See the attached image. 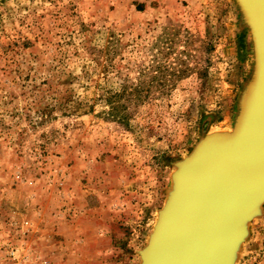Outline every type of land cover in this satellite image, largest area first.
Segmentation results:
<instances>
[{"label": "rangeland", "instance_id": "374dc122", "mask_svg": "<svg viewBox=\"0 0 264 264\" xmlns=\"http://www.w3.org/2000/svg\"><path fill=\"white\" fill-rule=\"evenodd\" d=\"M251 39L235 0H0V264H141ZM246 232L232 264H264V201Z\"/></svg>", "mask_w": 264, "mask_h": 264}, {"label": "bare ground", "instance_id": "6f19581e", "mask_svg": "<svg viewBox=\"0 0 264 264\" xmlns=\"http://www.w3.org/2000/svg\"><path fill=\"white\" fill-rule=\"evenodd\" d=\"M246 7L255 30L259 70L249 137L241 141L239 151L234 148L233 134L225 137L227 142L215 139L210 153L182 184L180 178H172L163 209L180 190L178 202L167 219L157 215L140 255L141 264H222L227 245L236 239L237 246L244 237L240 216L250 212L252 203L248 205V201L255 196L259 203L264 201V7L252 0H247ZM227 192L233 198H226ZM225 199L230 203L229 210L224 211L228 205ZM249 217L251 214L246 215Z\"/></svg>", "mask_w": 264, "mask_h": 264}, {"label": "water", "instance_id": "95a60500", "mask_svg": "<svg viewBox=\"0 0 264 264\" xmlns=\"http://www.w3.org/2000/svg\"><path fill=\"white\" fill-rule=\"evenodd\" d=\"M251 1V0H250ZM256 5H261L262 7H264V0H252ZM242 16L243 19L245 21V23L247 24L249 30H250V34H251V40H252V44H253V48H254V74H253V79L251 84L247 87V91H246V95L244 97V100L241 104V110L239 113V116L236 120V123L234 125L233 130L231 131V133L233 134L235 143H234V148L236 150L239 151V149H241V141L243 140H247V138L249 137V134L251 132V117L254 115L253 113H255V109L254 108V103H255V94H256V87H257V83L258 81V74H259V70H258V57H257V53L256 49L257 48V44H256V37H255V30H253V27L251 26L250 23V18H251V14L249 12V10L246 7V2L247 0H235ZM254 111V112H253ZM253 114V115H252ZM228 137V134H212V136H206L204 137L194 148V150L192 151V153L186 157L183 161H181L178 165L176 170L174 171V173L172 174V178L176 177L177 181L180 178V184L183 183V180L185 178H187L189 175H191V173H193L195 171V169L198 167V165L206 158V156L208 155V153H210V150L212 149V145L216 142L215 139L218 138H224ZM226 141V139L224 140ZM227 142V141H226ZM181 186V185H180ZM181 188V187H180ZM179 191L177 193H173L172 197L174 199V202L169 204L167 207H165L164 209L162 208V210L159 212L158 216L162 217V219L164 218L167 219L169 217V214L173 211V208L175 207V205L178 202L179 199ZM176 196V197H175ZM233 198V196H231V194L229 192H227L226 194V198ZM225 203H227V207H224V211L225 210H229V203L230 200L229 199H225L224 201ZM249 203L251 204L250 206V212L248 213L246 211V215H250L251 217L246 219V215L242 216L243 214H241L240 216V220L243 222V234L246 236V227L244 228V226L246 225L247 222H249L252 218H254L258 212H259V207L261 205V203H259L258 201V197H254L251 201H248V205ZM170 206V208H169ZM225 206V205H224ZM249 207V206H248ZM169 208V209H168ZM253 212V213H252ZM245 217V218H244ZM165 222V221H164ZM157 230V229H156ZM156 233L154 231L152 238L154 239ZM236 242V239H234V241L232 240L226 248V251L224 252V255L221 257L222 260V264H232L233 260H234V250L236 249V245H234V243ZM155 245V244H154ZM151 246L150 244L148 245V247L146 248V254L149 252Z\"/></svg>", "mask_w": 264, "mask_h": 264}]
</instances>
